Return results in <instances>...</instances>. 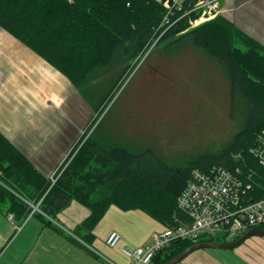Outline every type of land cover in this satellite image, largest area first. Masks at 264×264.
Masks as SVG:
<instances>
[{"label": "trees", "instance_id": "obj_1", "mask_svg": "<svg viewBox=\"0 0 264 264\" xmlns=\"http://www.w3.org/2000/svg\"><path fill=\"white\" fill-rule=\"evenodd\" d=\"M197 1L184 0L181 9L170 14L157 0H0V30L63 76L95 116L51 178L0 131V213L12 216L19 227L35 216L64 235L52 221L76 202L89 214L66 238L86 249L112 206L140 211L165 229L189 223L177 208V198L194 170L239 169L250 177L246 200L263 196L264 167L250 150L264 129V46L222 13L191 27L189 22L200 15L191 11ZM153 43L152 49L161 46L164 55L187 48L202 52L229 83L240 122L220 149L168 163L142 140H115L107 133L98 137L97 127L85 139ZM36 205L38 211L32 212ZM212 242L230 243L214 237L196 243L175 240L149 264H166L196 244Z\"/></svg>", "mask_w": 264, "mask_h": 264}, {"label": "rangeland", "instance_id": "obj_2", "mask_svg": "<svg viewBox=\"0 0 264 264\" xmlns=\"http://www.w3.org/2000/svg\"><path fill=\"white\" fill-rule=\"evenodd\" d=\"M154 45L130 72L85 139L97 127L98 137L107 133L115 140H142L147 146H154L168 163L182 156L220 149L237 131L240 122L236 111L238 107L230 97L229 83L212 59L202 52L187 48L164 55L161 46L152 49ZM14 60L19 63L16 58ZM17 69H20L18 65ZM26 73L34 75V72ZM35 73L40 77V117L42 120L51 117L48 125L34 127L38 135L46 137L48 132L64 133V130L67 135H72V146L62 155V163L54 168L57 171L68 158L70 149L87 132L95 116L73 88L71 97L68 92L64 97L61 87L57 92L48 90V87L59 85L53 76L64 79L59 77V73L54 75L43 70ZM49 98L55 100L50 101ZM64 101L67 103L66 112L63 110ZM15 103L28 112L27 99L22 102L17 97ZM62 118L66 125L57 126L56 121V125L52 122ZM214 238L222 239L219 235ZM256 246H264V239L251 237L231 250L201 251L211 253L212 259L222 264H231L238 259L235 254L242 250L250 251Z\"/></svg>", "mask_w": 264, "mask_h": 264}, {"label": "crops", "instance_id": "obj_3", "mask_svg": "<svg viewBox=\"0 0 264 264\" xmlns=\"http://www.w3.org/2000/svg\"><path fill=\"white\" fill-rule=\"evenodd\" d=\"M220 13L237 30L264 46V0H221ZM17 65L20 69H17ZM41 70L58 75L33 52L0 30V131L40 173L51 178L56 172L54 168L62 163V155L72 146V135H67L64 130V133L48 132L46 137H42L34 128L48 125L51 120L49 116L42 120L39 114L40 77L35 72ZM26 72H34V75ZM53 77L59 85L48 87V90L57 92L61 87V92H68L71 97L72 85L61 75L59 77L65 80ZM17 97L22 102L28 100V112L16 105ZM49 100L54 101L55 98ZM66 104L64 101V111ZM55 121L57 126L66 125L63 118L61 121L53 120L56 125ZM88 214L85 207L72 202L52 221L53 225L64 231L62 235L45 226L35 216L30 215L19 227L9 216L0 213V264H129L130 261L121 254V248L146 245L151 242L153 234L163 229L161 224L140 211L124 212L112 206L94 228L91 246L85 245L84 249L67 239L66 235L72 236V231ZM111 232H117L122 237L116 248H109L105 243ZM238 253L235 254L238 259L231 264H264V246ZM177 264L222 263L212 259L211 253L198 250Z\"/></svg>", "mask_w": 264, "mask_h": 264}, {"label": "built area", "instance_id": "obj_4", "mask_svg": "<svg viewBox=\"0 0 264 264\" xmlns=\"http://www.w3.org/2000/svg\"><path fill=\"white\" fill-rule=\"evenodd\" d=\"M183 1L174 0L172 5H163L171 14V10L181 9ZM220 1L198 0L191 11H199L200 15L189 22L190 26L215 18L220 13ZM250 153L264 167V129ZM249 178L239 169L232 172L214 166L206 172L194 170L177 198V207L189 223L155 233L146 245L123 247L121 254L130 261L129 264H149L157 251L175 240L195 243L201 237L219 235L226 241H233L249 230L264 226V194L256 200H246ZM121 240L119 233L111 232L105 243L109 248H116Z\"/></svg>", "mask_w": 264, "mask_h": 264}, {"label": "water", "instance_id": "obj_5", "mask_svg": "<svg viewBox=\"0 0 264 264\" xmlns=\"http://www.w3.org/2000/svg\"><path fill=\"white\" fill-rule=\"evenodd\" d=\"M160 3L164 4L167 3L168 5H172L174 0H157ZM35 210H37V206L34 207ZM251 237H260L264 238V230L261 229H252L247 231L245 234H243L240 238L235 240L234 242L228 243V244H222V243H200L196 244L181 254H179L177 257H175L173 260L167 262L166 264H177L180 261H182L186 256H188L190 253L202 250V249H222V250H231L234 248H237L240 246L242 243H244L247 239Z\"/></svg>", "mask_w": 264, "mask_h": 264}, {"label": "bare ground", "instance_id": "obj_6", "mask_svg": "<svg viewBox=\"0 0 264 264\" xmlns=\"http://www.w3.org/2000/svg\"><path fill=\"white\" fill-rule=\"evenodd\" d=\"M184 189V188H183Z\"/></svg>", "mask_w": 264, "mask_h": 264}]
</instances>
